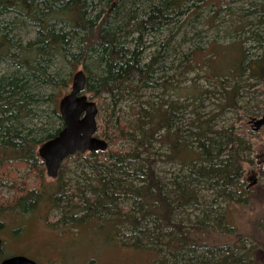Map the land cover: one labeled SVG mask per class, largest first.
Returning a JSON list of instances; mask_svg holds the SVG:
<instances>
[{"label": "trees", "instance_id": "obj_1", "mask_svg": "<svg viewBox=\"0 0 264 264\" xmlns=\"http://www.w3.org/2000/svg\"><path fill=\"white\" fill-rule=\"evenodd\" d=\"M183 3V0H0V65H13L9 67L10 72L0 74V168L16 163L26 170L37 169L42 175L44 163L37 155V147L53 138L63 126L56 103L60 92L51 96L44 90L56 85L60 89L68 86L53 69L57 61H66L73 67L75 63H84L85 74L90 72L85 63L94 62L99 73L86 75L84 92L90 93V99L106 96L114 106L101 134L108 144L120 140L132 145L126 151L113 148L87 152L88 155L74 154L88 169L85 183L73 187L64 183L61 174L64 160L54 190L40 195L36 188L18 187L23 193L10 203H0V213L34 212L43 196L54 208L67 207L60 222L77 224L74 211L84 210L88 220L99 224L104 222L111 227L118 219L125 223L131 233L128 246L132 248L147 247L156 241L163 243L168 257H155V264H169L173 260L174 264H211L208 256H219L216 264L252 262L253 247L239 255L224 256L229 246L222 244L204 246L205 255L196 257L200 244L175 220V216L189 207L204 210L198 206L194 188L198 184L210 191L213 203L218 199L230 205L245 201L240 192L248 189L242 187L244 170L240 162L242 152L249 151L250 147L232 129H212L208 120H201L197 115L190 122L196 142L190 147L189 141L182 137L181 115L187 104L180 97L138 103L133 127L119 117L113 120V111L122 101L139 99L144 89L171 88L156 76L167 46L155 50L146 59L143 38L174 23L176 16L185 10ZM7 16L10 18L6 19ZM25 21L35 28L36 34L23 45L15 36L14 28L17 22L22 25ZM251 39L261 47V53L245 63L248 53L241 47L243 55L238 53L230 71L247 68L251 76L262 79L264 34L255 30L251 32ZM214 75L222 77L221 73ZM225 91L224 106L235 107L238 93ZM45 102L53 105L47 113L52 123L49 120L28 127L27 123L39 114V105ZM154 143H158V148L154 149ZM158 163H181L180 167H185L187 173L174 175L167 181L160 175ZM11 178L0 180V187L14 186H7ZM74 197H78L79 203L73 202ZM122 200L130 201L127 210L119 208ZM211 209L210 205L208 211L204 210L205 218ZM201 221L202 217L196 223ZM148 222L152 224L151 229L146 226Z\"/></svg>", "mask_w": 264, "mask_h": 264}, {"label": "rangeland", "instance_id": "obj_2", "mask_svg": "<svg viewBox=\"0 0 264 264\" xmlns=\"http://www.w3.org/2000/svg\"><path fill=\"white\" fill-rule=\"evenodd\" d=\"M183 2L182 9L185 10L176 16L174 23L165 26L159 33L143 38V55L146 59L155 50H162L167 46L156 76L160 77V82L170 84L171 88L165 90L163 86H157L144 89L139 99L122 101L115 107V112L113 111V120L119 117L133 127L136 117L134 111L138 103L144 105L143 102H159L161 99L180 97L187 104L181 115L182 137L189 141L190 147L196 144L193 132L195 130L190 125L195 115L201 120H208L212 129H232L250 147L249 151L242 152L240 162L244 170L242 187L248 189L240 192L241 199L245 201L232 202L230 205L218 199L213 203L210 191L203 184H198L194 187L200 202L198 206L207 211L212 206L208 218H205L204 210L189 207L175 216V220L187 228L195 243L200 244L201 248L196 249V257L205 255L204 246L227 245L229 247L223 252L224 256L232 255L231 253L239 255L253 247L252 262L246 264H264V230L260 227V222H264V125L257 131L253 130V120L264 117V76L262 79L255 78L247 68L230 71L238 55L242 56L244 50L248 53L245 55V63L261 53V47L251 39V32L259 30L264 34V11L261 10L264 0ZM8 18L10 17L7 16L6 19ZM260 20L262 23H259ZM20 24L16 23L14 34L24 45L34 39L36 33L29 21ZM85 64L89 66L90 75L99 73L94 62ZM8 65H0V74L11 71L9 67L13 65ZM83 65L84 63L78 62L73 67L66 61H57L53 69L62 80L68 82V86L62 89L57 85L47 87L44 89L45 93L55 96L60 92L56 97L57 103L59 97L70 90L73 74L82 69ZM215 73H221L222 77L219 78ZM89 74L86 72V75ZM225 90H236L238 93L235 107L224 106ZM85 94L91 96L88 92ZM92 100L98 107L97 135L103 138L102 129L114 106L106 96ZM52 107L49 102L39 105V114L27 126L32 127V123L38 126L49 121L47 113ZM49 122L52 123V119ZM158 146V143H154V149ZM130 147L131 144L119 140L109 143L107 150L119 148L126 151ZM180 165L181 163H158L157 168L160 175L168 181L174 175L187 173L186 168ZM41 172L42 175L37 169L26 170L25 166L16 163L4 164L0 168V180L4 182L10 176L12 178L7 186H14L10 189L0 187V203L5 205L21 195L23 192L17 190L18 187H23L24 190L36 188L40 195L54 190L58 177H48L45 166ZM87 172L84 161L71 156L63 162L61 174L64 183L73 187L85 183ZM15 182L18 184L15 185ZM41 198L34 212L27 214L12 210L0 213V236L4 241V254L19 252L33 258L38 264H155V257H168L165 245L157 241L140 249L128 246L131 233L126 229L125 223L117 220V211L114 214L117 221L112 222L115 225L112 224L111 227L104 222L99 224V221L88 220L84 210L74 211V220L78 223L72 225L70 222L59 221L64 210H68L67 207L54 208L52 202L46 201L43 196ZM73 202L79 203L78 197H74ZM118 206L127 210L130 201L122 200ZM201 217V223L197 224V219ZM150 224L148 222L146 226L151 229ZM208 258H211V264H216L220 257ZM173 261L169 264H174Z\"/></svg>", "mask_w": 264, "mask_h": 264}, {"label": "water", "instance_id": "obj_3", "mask_svg": "<svg viewBox=\"0 0 264 264\" xmlns=\"http://www.w3.org/2000/svg\"><path fill=\"white\" fill-rule=\"evenodd\" d=\"M86 74L77 70L71 80L70 90L58 101V112L62 119L61 130L37 148V155L43 161L46 175L56 178L61 163L76 153L91 151L105 152L108 143L97 136L98 107L95 101L85 94ZM253 130L264 125V117L253 120ZM1 244V238H0ZM0 264H37L24 255H14L0 261Z\"/></svg>", "mask_w": 264, "mask_h": 264}, {"label": "flooded vegetation", "instance_id": "obj_4", "mask_svg": "<svg viewBox=\"0 0 264 264\" xmlns=\"http://www.w3.org/2000/svg\"><path fill=\"white\" fill-rule=\"evenodd\" d=\"M0 238H1V244H0V261L1 260H3V259H5V258H7V257H10V256H14V255H24V256H26L25 254H21V253H19V252H15V254H4V250H3V244H4V241H3V239H2V237L0 236ZM26 257H28V258H30V259H33V258H31V257H29V256H26ZM35 261V260H34ZM36 262V261H35ZM37 263V262H36ZM38 264V263H37Z\"/></svg>", "mask_w": 264, "mask_h": 264}, {"label": "bare ground", "instance_id": "obj_5", "mask_svg": "<svg viewBox=\"0 0 264 264\" xmlns=\"http://www.w3.org/2000/svg\"><path fill=\"white\" fill-rule=\"evenodd\" d=\"M43 143V142H42Z\"/></svg>", "mask_w": 264, "mask_h": 264}]
</instances>
